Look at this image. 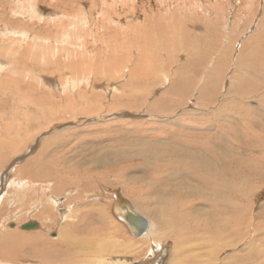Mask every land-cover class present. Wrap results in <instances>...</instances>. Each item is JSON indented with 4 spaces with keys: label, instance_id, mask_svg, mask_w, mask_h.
I'll list each match as a JSON object with an SVG mask.
<instances>
[{
    "label": "rangeland",
    "instance_id": "374dc122",
    "mask_svg": "<svg viewBox=\"0 0 264 264\" xmlns=\"http://www.w3.org/2000/svg\"><path fill=\"white\" fill-rule=\"evenodd\" d=\"M243 44L250 50L248 54L244 48L246 57L239 54ZM257 49L264 51V0H0V142L13 144L9 148L0 145V237L2 229L24 235L43 233L54 240L66 223L76 221L82 212L86 216L93 210V204H97L101 209L103 206L110 209V218L117 224L114 227L126 233L117 235L118 243L131 250L110 253L100 259L90 257L92 263L180 264V256L175 255L187 246L185 241L197 242L193 236H186L182 227L184 219L172 217L175 221L171 233L160 230L159 240L157 237L153 240L156 232L151 223L146 234L136 237L115 212L129 205L139 214H142L140 206L152 211L154 206L147 202L156 198L154 192L164 181L174 179L173 184L180 182V187L186 186L182 173L192 156L190 152H198L200 146L191 144L189 138L178 137L186 134L172 132L171 122L186 121L202 133L214 123L217 129L207 131L214 132L211 138L224 125L227 128L221 139L226 138L224 145L230 151H219L222 149L216 145L220 141L214 138L210 150L215 147L213 152L231 158L232 174L243 169L239 162L253 163L250 156L262 152L257 149L260 145L255 135H260L259 130L264 132L260 91L244 95V105L240 107L244 111L238 106L228 108L224 103L247 93L248 83L264 87V61L256 60ZM15 90L20 92V102L13 100ZM124 95L138 97V104L132 103V107L129 103L112 104L115 96ZM236 116L242 119L236 120ZM246 125L255 131L253 137L244 133ZM8 127L12 129L7 132ZM227 133L233 135L225 137ZM203 136L198 135L205 139L198 141L200 144L207 141ZM178 145L181 152L168 154ZM207 149L205 153L212 152ZM40 151L44 159L35 164L48 168L31 174L26 166ZM182 155L188 159L186 165L181 163ZM169 162L175 164L172 171L166 169ZM54 175L74 183L78 177L86 181L92 176V180L97 179V186L92 187L93 192H87L82 184L58 185L51 181ZM246 182L250 193L242 203L244 218L241 215L234 219V224L244 221V235L237 231L230 245L241 243L222 252L214 246L215 259L207 255L206 249L198 251L205 256L200 260L203 264H212L211 260L213 264H223L224 259L242 261L239 257L244 255V264L264 261L259 258L256 262L252 258L255 262L251 263L253 260L248 258L254 250L264 248V234L255 231L259 224L264 225L260 217L264 206V174L253 175ZM53 186H59L58 193ZM183 192L179 208L187 217L186 223L199 224L203 218L198 220V213L209 210V204L206 199L195 197L186 202L190 189L186 187ZM29 193L34 194L35 201L47 202H33L24 209L27 199L33 198L31 194L27 197ZM167 196L166 199H178V194ZM20 201L24 203L22 207ZM39 208H44L49 217L51 213L49 222L36 216L35 210ZM180 213L177 211L175 215ZM86 217L83 224L91 222ZM34 222L39 224L37 229L23 230V225ZM251 222L253 227L249 226ZM174 243L180 249L174 248ZM159 245L161 249H156L155 257L152 248ZM192 254L199 257L196 251H191L189 256ZM234 255L239 256L234 258ZM49 259L52 258L36 260V264ZM0 264L12 263L0 259Z\"/></svg>",
    "mask_w": 264,
    "mask_h": 264
},
{
    "label": "bare ground",
    "instance_id": "6f19581e",
    "mask_svg": "<svg viewBox=\"0 0 264 264\" xmlns=\"http://www.w3.org/2000/svg\"><path fill=\"white\" fill-rule=\"evenodd\" d=\"M159 4H161V3H159ZM159 9H161V8H159ZM167 10L169 11V7L167 8ZM171 10H172V8H171ZM153 13L154 12H152V14ZM178 13H180V12H178ZM162 14H163V12H162ZM144 18H146V16ZM148 19H150V18H148ZM146 21L144 22L145 24H146ZM148 22L149 21H147V23ZM161 22L159 21V24ZM164 22H165V20H164ZM169 23H170V21H169ZM184 23H186V22H184ZM129 25H130V22L128 23V26ZM149 25L151 26V24H149ZM149 25H147L148 26L147 28L151 29V27H149ZM152 26H153V23H152ZM168 26H169V24H168ZM160 27L162 28V26H160ZM175 29L176 28H174V30ZM201 29H203V28H201ZM171 31H172V28H171ZM151 35L154 36L153 34H151ZM208 37H210V36H208ZM137 41H138V39H137ZM126 47H128V46H126ZM226 48L228 49V47H226ZM239 48H240V50L238 49L240 51L239 54L243 53L242 56L244 55V57H246L244 48L246 50H248V54H250V52H249L250 50L247 48V46L245 47V44L241 45ZM254 48L256 49L255 46H254ZM207 49H209V48H207ZM186 51H187V49H186ZM208 51H206L205 53L207 54ZM107 52H108V50H107ZM126 52H128V51H126ZM171 52H172V49H171ZM263 52L257 49V51H256V60L258 58H262L263 61H264V53ZM231 53H232V51H231ZM129 55H130V53H129ZM190 55H191V53H190ZM208 55H210V54H208ZM84 56H85V54H84ZM218 57H220V56H218ZM203 58H202V60H204ZM96 59H98V58H96ZM223 59H225V58H223ZM258 62H260V61H258ZM188 65H189V63H188ZM250 65L252 66L253 64L250 63ZM257 70H259V69H257ZM129 75H130V73H129ZM216 76L219 77V75H216ZM204 78H206V77H204ZM16 79L19 81L20 77H18ZM248 85L251 88L250 87L248 88L247 93L241 94L238 98H237V96L232 98V100L236 104H232L233 101H231V102L228 101V102L224 103V104H226L225 106L228 107V108H230V107L233 108L235 106H238L239 110L244 111V108L240 109V107H242V105H244L243 104L244 103V95L249 94V93H254V92L256 94V92H259V91H260V96H258V98L260 99V102L264 105V87H262V85L256 87L255 85H253L251 83H248ZM213 87H214V85H213ZM183 88L186 89V87H183ZM261 89H263L262 92H261ZM244 91H246V90H244ZM236 92H237V90H236ZM165 93H167V92H165ZM173 93H174V90H173ZM180 93H181V91H180ZM226 93H227V91H226ZM12 94H13V100L16 101V102H20V92L18 90H15V91H12ZM83 94H81L82 95L81 97L84 96ZM22 96H23V93L21 94V97ZM169 96H171V95H169ZM182 96H184V95H182ZM182 96H180V97H182ZM115 97L114 98L112 97L113 100L111 99L112 102H113L112 104H114V105H117V104H128L129 103L128 105L130 107H132V103H134L133 105L138 104V97L134 98V96L130 97V95L129 96H127V95L119 96L118 98H115ZM223 97H225V96H223ZM235 98H237V99L235 100ZM225 99H227V98H225ZM202 100H203V98H202ZM175 101H176V99H175ZM260 105L261 104H258L257 106H260ZM219 107H221V105H219ZM222 107H223V105H222ZM159 109H160V107L157 110H159ZM259 110H262V109H259ZM43 111H44V109L42 111H40V112H43ZM149 111H151V110H149ZM221 111H223V109ZM152 112H156V114L158 113L157 111H152ZM243 114H244V112H243ZM180 115H182V114H180ZM185 115H187V114H185ZM241 119H242V117H237L236 118V120H241ZM219 120H220V118H219ZM244 120H246V119L244 118ZM179 122H181V123L178 124V121H177V123H172L171 122L170 125H172V127H174L172 132H176L177 133V132H180V131L181 132L184 131V133L186 135L178 134V137H180L182 139L189 138L190 139L189 142L190 143L192 142L191 144H193L194 146L195 145L196 146H200V148L197 147L198 148V152H196V151L194 153L190 152V153H192L191 154L192 156L189 158L188 164H187V161H185V160H188V159H186V157H184L186 155H182L184 159L181 158V163H183L185 165L187 164L186 165L187 169H185L183 171V173H182V176H183V179H184V183H185L186 186L180 187V182H179V184H173L174 179H170V180L164 181L163 185L157 186V189L155 190L156 192H154V194L156 195V198H154L153 200L150 199L149 202H147V204L149 206H152V205L154 206V209L152 211H149L147 208L140 206V208H138V209L141 211L142 214H139L136 211H134L131 207H129L130 206L129 205V206L121 207L120 209H117V211L115 210L116 211L115 215H116V217H121L122 221L124 222V225H126V227L129 229L131 234H133L132 232L135 231V228L133 226H131L130 224H128L124 220V217H125L126 213L133 214L136 217L144 218L145 219V227L142 230V232H140V233H138L136 235V237H141L144 234H146L148 232V230H149L150 223H151L152 229L156 232L154 237H153V240L156 237L159 240V238L161 237V236L158 237V234L160 233L158 231L165 229V230H167L169 232L168 234H170L171 233L170 231H172L174 229L173 226L171 225L172 222L175 221V220L184 219L183 222L185 223V225L182 226V224H181V226L184 227L183 229H185L186 236L187 237L193 236L194 238H196L194 240V242L195 241H197V242H195L193 244V242L191 240L187 239L185 241V244L187 246H189V245L191 246L192 244L193 245L190 248H188L187 246H183L182 250H179L177 253L175 252L176 253L175 257L177 255L180 256V258L178 260L180 264H203L202 262H200V260H201V258H203L205 256L201 255V253L199 254L198 251H204L206 249L207 250V255L209 257L215 259L217 254L215 253V250L213 249L214 246L216 247L217 250H219V252H222L223 250L230 249L231 246L235 247V246H237V245H239L241 243V241H240V243H238V244L234 243V245H230L232 242H234V241H232V239H233V236L235 237L237 235V231L241 232L244 235V231H243L244 221L243 222H236L234 224V219L237 216H241V215H243V218H244V206H243L242 203L247 201L246 198L249 197V193H250L248 191V189H246V187H247L246 180L248 178L253 177V175H262V174H264V132L259 130L260 135H258V134L255 135L256 134L255 131L252 130L249 125L244 126V133L249 134L250 137H253L254 135L258 137V140H256V143L259 144L260 146L257 147V149H261L262 152L258 156H250L252 161H253V163L251 165H248V164L245 165L244 163H240L239 162V166L241 168H243V169H241L240 172H238L236 174H232V170L233 169L231 167V158H228L229 157L228 154H227L228 157H226V155L225 156L221 155L223 150L230 151L229 150L230 148H228V147H226L224 145L225 144L224 139H226V138H224L223 141L221 139V138L224 137L223 135L225 134V131H226V128H227L226 126L220 125V127H218L219 130H216V131H218L219 134H213L212 138H211V134L214 133V132L212 131V133H211V132H207V131H210L211 129H213V127H215L214 123H213V125H210V126H212L211 128L207 127V131L202 133V132L195 131L193 128L190 127V125L186 121H179ZM251 122H253V121L251 120ZM163 123L167 124V122H165V121ZM244 124H246V123H244ZM179 128H183V129H187V130H181ZM10 129H12V128L11 127L6 128V131L8 132V130H10ZM214 129H217V126ZM231 130H233V129H231ZM240 130H239V132H240ZM198 135H204L203 137L206 138L207 141L202 143L204 145L200 144L201 142L199 143L198 141H203L205 139L204 138H198ZM232 135L233 134H228L225 137L232 136ZM213 138L218 140V141H220L219 143H217L216 146L220 147L222 150H219V151H222V152H213L212 149L214 150L215 147L210 150V146L209 145L211 144L210 142L213 141L212 140ZM195 141H196V143H195ZM10 144L13 145L10 142H0L1 146L5 145V146H8V148L10 147ZM180 145H181V139H180ZM180 145H178L175 150H173L171 152L168 151V154L169 153H176V151H180L181 152ZM185 146H187V144H185ZM187 148H188V146H187ZM188 149H190V148H188ZM191 149H192L191 151H193L194 147L192 146ZM206 149L210 150L212 152L207 151L209 153H205ZM44 156L45 155L40 151L39 156L37 158H35L31 162V164H27L26 167H29L28 170L31 172V174L33 173L32 171H35L36 173L45 172L44 169L48 168L47 166H45L43 168L44 165H36L35 164V162L37 160L42 161V159H44ZM104 159H106V158H104ZM109 161H111V159ZM103 162H107V161L103 160ZM230 168H231V170H230ZM166 169L170 170V171L174 170L175 169V164L173 162H169L167 167H166ZM25 170H23V171H25ZM126 171H127V169H126ZM229 171H230V173H229ZM30 172H29V174H30ZM85 175L86 176H90V175H88L86 173H85ZM38 180H39V178H38ZM96 180L97 179L92 180V176L89 177V178H86V181L81 180L78 177L77 181L74 183L71 180L68 181L67 178L63 177V178L60 179V178L57 177V175H54L51 181L52 182H57L58 185L62 183L64 186H69V187L74 185V184H76V185L82 184V185H84V187H85L84 189H86L87 192L88 191L89 192L90 191L93 192L94 190L92 189V187L95 184L97 186ZM125 181H127V180H125ZM159 181H162V180H159ZM46 183H49V182L46 181ZM58 187L59 186H56V188H55V186H53V188L56 190V193H58V190H59ZM186 187H188L190 189V192L185 197V201L186 202H190L191 199L193 197H195V198L206 199V201L209 204V210L203 211L201 213H198V215L200 216V217H198V220L200 218H203V220H199V224L197 223V221H196V223H194V222L193 223L192 222L186 223L187 217H185L182 214L183 209L181 210L179 208V199H182L183 196L185 195L183 190ZM88 188H91V190L88 189ZM140 188L143 189L142 187H140ZM45 189H47V187H45ZM150 191L151 190H149L148 193H150ZM30 194L33 196V198L30 197L29 199H27V204L25 205L24 209L30 207L29 205L31 203H33V202H35V203L39 202V204H40V202H47V200L46 201L42 200L43 199V195H41L39 192H37V194L39 195V197L42 196V197H40L42 199H38V201H35L33 193H29L27 195V197ZM169 194L170 195H177L178 194V199L176 201L174 199H166V198H168L167 195H169ZM49 195H52V193H49ZM143 195L147 196L146 193H143ZM141 197H143V196H141ZM162 198H163V200H162ZM117 201H119V200H117ZM174 201H175V203L171 207V204ZM66 203L68 204V206L70 205L69 200ZM21 204L22 205L24 204L23 201H20V206H21ZM92 209L93 210H90V212L89 211L87 212V214H86L87 217L85 216V213L82 212V215L80 213L79 216L77 217L76 221H74V222H72L70 224L66 223L65 226L63 227V229L61 230V234H59L57 236V238H55L54 240H50L49 238H46V236L43 233H34V234H26V235H24V234H18L16 231H9V230L3 231L1 229V232L3 234L0 237V248H1V246H3L4 249L0 250V259L3 260V261H6V262H11L12 264H26L25 261H29L30 264H36V260L47 259V258H52V259L44 260L43 262H40V264H99V261H96V262L94 261L92 263L90 257H94L95 258V257L98 256V259H100V258H102V257H104L106 255H109L110 253H112V254L118 253L119 254L121 252L128 251L129 249L128 248L125 249L122 245H120L118 243V241L116 239L117 235H120L121 233L122 234H126V233H124L119 228L118 229L115 228L117 226V224L114 222L115 221L114 218H110V216H111L109 214L110 213V211H109L110 209L109 208L106 209V208H104V206H103V209H101V208L98 207L97 204H93ZM124 210H125V212H124ZM35 211H37L36 216H38L44 222H46V221L49 222L50 221L51 213H50V217H49L48 212H46V210H44V208L42 210H40V208H39L38 210H35ZM177 211H179L181 213L178 214V215H175L177 213ZM0 215H1V213H0ZM16 216L19 217L18 214ZM252 216H255V215L253 214ZM84 217H86L88 220H91V222L87 223V224H83L84 223V220H83ZM165 217H166V219H165ZM172 217L175 220H173ZM260 217L262 219H264V206H263L262 211L260 213ZM28 224L29 225H33V224L37 225L36 227H33L32 229H37L39 227V224L37 222L28 223ZM23 226H25V225H23ZM249 226L253 227L254 223L251 222V224ZM160 228H162V229H160ZM177 231L178 230H176V233H177ZM255 231L256 232H261L262 234H264V225L262 223L259 224L255 228ZM182 232H184V231L182 230L181 233ZM16 233L18 235H22V236H17ZM209 233H211L213 235L212 238L208 237L210 235ZM127 236H128V234H127ZM113 237H114V239H112ZM183 237H184V234H183ZM156 244L158 245V243H156ZM158 248L161 249V245H159V247L152 248L153 249V256H155V257H156V254H157L156 249H158ZM174 248L180 249L178 246H176V243H174ZM191 251L193 253H194V251H196V255H198L199 257H197V256L194 257L193 254H192V257L189 256ZM150 255H151V253H149V256ZM238 256L234 255V258H236ZM244 257H245V255L244 256H240L239 258H242V261H235L234 260L235 262H233V260H230V259H224L223 260V262H224L223 264H232V263L233 264L234 263L235 264H244ZM248 258H250L251 260H253L252 258H254V260L256 262H258L259 258L264 260V248H259L257 250H254V252H252V255H250ZM254 260L251 263H254L255 262ZM173 261H175V260H173ZM210 262L213 264V260H211ZM207 264H209V263H207ZM259 264H264V261L259 263Z\"/></svg>",
    "mask_w": 264,
    "mask_h": 264
},
{
    "label": "water",
    "instance_id": "95a60500",
    "mask_svg": "<svg viewBox=\"0 0 264 264\" xmlns=\"http://www.w3.org/2000/svg\"><path fill=\"white\" fill-rule=\"evenodd\" d=\"M129 212V211H128ZM124 220L130 224L131 226H133L135 228V231L132 232L134 234V236H136L138 233L142 232V230L145 227V219L142 217H136L133 214L130 213H126ZM36 224L33 225H25L23 227V229H32L33 227H36ZM134 264H139V263H134Z\"/></svg>",
    "mask_w": 264,
    "mask_h": 264
}]
</instances>
